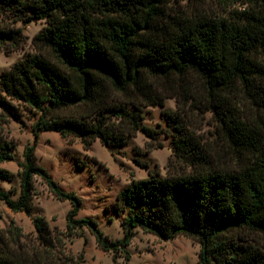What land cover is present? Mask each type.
<instances>
[{"label": "trees", "instance_id": "16d2710c", "mask_svg": "<svg viewBox=\"0 0 264 264\" xmlns=\"http://www.w3.org/2000/svg\"><path fill=\"white\" fill-rule=\"evenodd\" d=\"M168 0H0V11L19 20H47L34 43L48 48L62 67L42 56L16 63L0 78V107L14 114L10 100L42 113L35 142L20 164V194L0 188V201L15 213L31 216L34 178L40 176L60 201L72 208L66 217L69 235L86 228L104 252L125 253L137 228L163 241L185 236L200 244L199 264H264V251L248 235L264 236V128L238 119L222 120L229 140L251 155L237 171L209 170L183 177L133 183L120 192L116 210L131 212L123 222L124 237L111 241L91 218L78 219L82 200L65 193L37 165L39 131L81 139L85 148L100 140L107 147L125 146L139 130L135 111L108 104L107 88L127 93L148 87L150 80L196 75L212 96L239 85L264 95V0H246L249 8L228 18L169 19ZM20 30L0 31V42L19 43ZM9 99V100H8ZM87 106L89 112L61 116ZM120 115L130 130L113 127L106 112ZM16 146L0 138V163L14 159ZM13 176L0 169V180ZM36 249L0 246V264H73L61 235L43 217L33 219ZM0 243L2 241L0 239ZM5 245V244H4ZM129 257V255H128Z\"/></svg>", "mask_w": 264, "mask_h": 264}, {"label": "rangeland", "instance_id": "374dc122", "mask_svg": "<svg viewBox=\"0 0 264 264\" xmlns=\"http://www.w3.org/2000/svg\"><path fill=\"white\" fill-rule=\"evenodd\" d=\"M249 8L246 0H168L169 19L228 18L236 11ZM47 20L23 22L16 16L0 11V31L20 30L19 43L0 42V78L12 67L29 57L42 56L61 64L48 48L34 43V38L46 27ZM259 58L264 61V52ZM108 104H117L135 111L139 130L125 146L107 147L100 140L85 148L81 139L63 137L55 131H39L36 147L37 165L46 170L65 193L82 200L78 219L91 218L111 241L124 237L123 222L131 213L116 210L120 192L133 183L159 178L183 177L209 170L237 172L248 167L251 155L229 140L222 120L238 119L264 128V95L239 85L227 94L212 96L194 74L150 80L148 87L127 93L107 88L103 96ZM9 100V99H8ZM14 114L0 107V138L16 148L14 159L0 163L8 171L11 182L0 180L5 191L16 189L20 194L21 168L27 147L35 142L36 124L42 113L29 105L10 100ZM87 106L64 110L61 116L89 112ZM111 126L130 130V124L119 114L106 112ZM35 195L31 216L15 213L0 201V239L11 249H36L38 233L33 219L43 217L51 231L61 235L65 254L73 264H199L200 244L185 236L163 241L156 235L135 230L125 253L104 252L88 229L69 235L66 217L72 206L58 200L47 183L34 178ZM249 241L264 251L263 235H248ZM5 244V245H4ZM2 247V246H1Z\"/></svg>", "mask_w": 264, "mask_h": 264}]
</instances>
